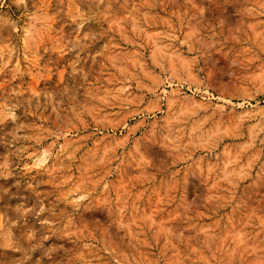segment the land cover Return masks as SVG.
Wrapping results in <instances>:
<instances>
[{
    "label": "clouds",
    "instance_id": "1",
    "mask_svg": "<svg viewBox=\"0 0 264 264\" xmlns=\"http://www.w3.org/2000/svg\"><path fill=\"white\" fill-rule=\"evenodd\" d=\"M0 264H264V0H0Z\"/></svg>",
    "mask_w": 264,
    "mask_h": 264
}]
</instances>
